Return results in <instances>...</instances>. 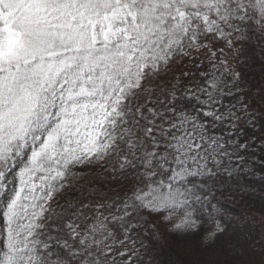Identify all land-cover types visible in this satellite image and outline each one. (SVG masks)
I'll return each mask as SVG.
<instances>
[{
    "label": "snow or ice",
    "instance_id": "1",
    "mask_svg": "<svg viewBox=\"0 0 264 264\" xmlns=\"http://www.w3.org/2000/svg\"><path fill=\"white\" fill-rule=\"evenodd\" d=\"M190 260L264 264V0H0V264Z\"/></svg>",
    "mask_w": 264,
    "mask_h": 264
},
{
    "label": "rangeland",
    "instance_id": "2",
    "mask_svg": "<svg viewBox=\"0 0 264 264\" xmlns=\"http://www.w3.org/2000/svg\"><path fill=\"white\" fill-rule=\"evenodd\" d=\"M259 221L257 220V223ZM225 247H227L229 241L228 240H224L223 241ZM169 247L171 248V250L174 253L179 254L182 258H184L185 260H188V254L189 253H195L197 252L199 249V244L197 241L193 240V239H188V238H176V239H172L170 242ZM237 248H243L244 245L242 242H237L236 244ZM196 257H194L195 259ZM220 259H223V256L219 257ZM189 264H192V261H189Z\"/></svg>",
    "mask_w": 264,
    "mask_h": 264
},
{
    "label": "trees",
    "instance_id": "3",
    "mask_svg": "<svg viewBox=\"0 0 264 264\" xmlns=\"http://www.w3.org/2000/svg\"><path fill=\"white\" fill-rule=\"evenodd\" d=\"M249 210L251 212H258L259 211L258 206H256L255 204H249Z\"/></svg>",
    "mask_w": 264,
    "mask_h": 264
}]
</instances>
